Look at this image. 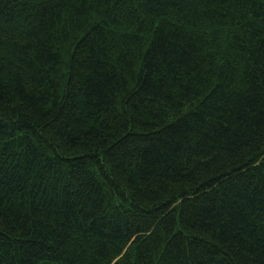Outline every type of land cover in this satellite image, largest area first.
I'll return each instance as SVG.
<instances>
[{"label":"trees","instance_id":"16d2710c","mask_svg":"<svg viewBox=\"0 0 264 264\" xmlns=\"http://www.w3.org/2000/svg\"><path fill=\"white\" fill-rule=\"evenodd\" d=\"M0 264H264V0H0Z\"/></svg>","mask_w":264,"mask_h":264}]
</instances>
